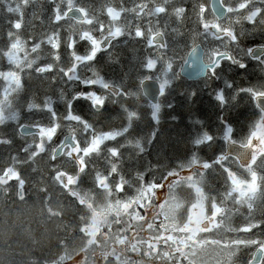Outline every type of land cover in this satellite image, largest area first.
I'll list each match as a JSON object with an SVG mask.
<instances>
[{"label":"trees","instance_id":"1","mask_svg":"<svg viewBox=\"0 0 264 264\" xmlns=\"http://www.w3.org/2000/svg\"><path fill=\"white\" fill-rule=\"evenodd\" d=\"M208 1L0 0V69L17 72L23 69V88L18 91L7 88L6 81L0 79V104L6 102L9 113L7 118L0 119V141H8L0 142V176L5 169L14 173L0 180V264H60L74 260L84 263L97 260L98 264H163L157 257L169 251L168 244L157 239L159 233L154 227L133 217L138 211L131 193L141 182L138 173L143 171L159 178L193 152L209 159L218 151L224 152L225 143L232 140L224 139L221 114L232 125L237 141L243 140L264 115L256 106L253 93L239 91L249 87L264 90V54L261 58L247 54L251 46L264 45V12L254 22L249 19L253 9L264 6L258 0H221L227 11L222 19H217ZM74 6L82 10L83 21L65 16L66 9ZM185 6L186 12L182 11ZM157 7L166 10L156 14ZM56 16L60 17L58 22L54 19ZM16 19L22 21L19 30L11 24ZM210 25L223 31L219 35L221 39L209 33ZM116 28L122 34L110 39L96 60L85 63L76 59V54L89 52L91 39L103 38ZM137 28L143 30L144 38L135 36ZM149 29L164 30L166 49L158 44L147 46ZM9 30L11 37L7 35ZM233 31L239 37L238 43L230 40ZM53 40L61 46L59 50L51 46ZM11 41L17 42L21 60L16 68L12 63H5L6 57L17 62L7 56ZM70 42L78 44L71 52L67 48ZM196 43L204 49L206 62L213 51H220L242 60L245 67L225 61L216 76L211 75L209 68L203 77L185 79L178 69ZM56 54L59 60L54 59ZM149 57L159 62L156 70L159 74L167 71L170 81L166 93L158 98L163 105L159 123L152 119L151 103L140 90V81L154 74L143 69L145 58ZM49 62L55 66L52 72L35 71L39 64ZM74 64L77 67L67 76L60 70ZM93 69L118 89L113 94L109 88L94 86L101 96H107L106 111L74 107L75 112L83 111L95 132L87 131L83 122L64 119L66 100L81 87L80 80L69 76L94 78ZM225 81H231L232 87ZM219 88L224 90L226 102L223 104L214 95ZM120 89L123 94H119ZM44 97L50 98L48 102L57 112L56 121L48 110L27 109L29 103L43 105ZM129 112L136 115L130 118ZM54 122L59 124L60 138L71 133L73 140L78 139L81 145L103 130L123 134L106 140L98 152L85 156L88 167L81 173L77 161L82 153L68 156L62 151L53 161L52 151L60 143L58 139H46L39 127L40 131L25 135L18 130L24 123L34 127L43 125L46 129ZM154 130L155 139L150 135ZM206 130L214 139L196 146L194 140ZM137 140L143 147L142 152L136 145ZM109 147H118L119 157L112 156ZM113 163L117 164V171L109 176L106 184L97 186L96 174H109ZM57 172L79 176V183L65 188ZM209 179L219 184V169L210 171ZM64 180L67 183L66 176ZM118 180L127 185L119 197L114 187ZM123 200L128 201L126 211L124 204L118 202ZM95 213L100 216L99 228L90 234L87 226ZM231 223L242 225L245 221L237 215ZM228 237L248 241L238 246L230 244L232 264H249L253 251L259 247L264 254V234L258 230L229 233ZM118 241L120 245L113 250Z\"/></svg>","mask_w":264,"mask_h":264},{"label":"snow or ice","instance_id":"2","mask_svg":"<svg viewBox=\"0 0 264 264\" xmlns=\"http://www.w3.org/2000/svg\"><path fill=\"white\" fill-rule=\"evenodd\" d=\"M259 4L264 6V0H259ZM245 7V5H241ZM164 7H157L156 14L164 12ZM185 6L182 11H187ZM54 12L57 9H53ZM111 11V10H109ZM264 12V7H256L252 15L249 17L251 22L255 21V17ZM55 21L58 22L60 17L56 16ZM13 28L19 30L22 27V21L16 19L11 21ZM203 27V26H202ZM104 26H100L103 31ZM175 31V29H173ZM122 34L120 28H116L114 32L109 33L113 38ZM11 37V30L7 33ZM137 38H144L142 29L137 28L135 31ZM164 36V30L158 29L152 31L149 29V36L146 41L148 47L159 45L160 48L166 49L168 41L160 39ZM159 38V39H157ZM219 40V35L214 36ZM18 39V38H17ZM230 40L237 42L239 37L235 32H231ZM90 50L87 54L78 53L76 59L81 62H90L96 60L98 54L103 49V41L91 39ZM53 49L59 50L61 47L55 41H51ZM11 48H17V42H10ZM78 44L70 42L67 45L69 51H73ZM23 49L21 48V51ZM7 51V50H5ZM251 50L249 49V52ZM54 59L59 60V55H54ZM225 61L237 64L240 68L245 67L242 60L234 59L230 54L225 55L220 51H213L209 60V67L212 76H216L219 69ZM5 63H12L14 68L19 67V62H14L6 57ZM31 67V63L28 65ZM54 64L44 63L35 67L38 74L50 73L54 70ZM77 65H72L71 68H61L60 70L67 76L68 73L74 70ZM159 67V62L155 58H145L143 69L145 72H155ZM15 70L0 69V79L8 81V87L12 91H18L23 88V76ZM94 78L82 79L79 75L75 77L69 76V79L80 80L81 87L78 88L70 99L66 100L65 120H75L83 122L86 125V130L95 132V129L84 118L83 109L89 108L95 111L107 110V96H101L95 88V85L108 89L110 84L93 69ZM218 78V77H217ZM55 79V77H53ZM170 81L164 79L160 84L159 95L162 97L167 90ZM228 87H232L231 81H225ZM13 84L15 87H13ZM239 91H248L255 96H264V90L257 91L251 87L247 89H239ZM123 94V89L120 93ZM11 95V92L8 93ZM194 95V92L191 93ZM215 98L223 104L225 101L224 90L219 88L215 92ZM44 103L33 104L29 103L27 109H45L51 113L53 121L57 120V112L54 106L49 103V97H44ZM235 99V97H233ZM76 105H80L81 111H73ZM163 105L159 101L150 105L151 117L159 123L160 113ZM171 107V105H168ZM264 111V110H262ZM129 117H134L136 113L129 112ZM175 119L176 117H172ZM222 123L225 124L224 139H231L234 143H240L241 147L247 150V155L242 159V155L232 154V160H229V154L225 152H216L212 158H201L197 152L191 153L184 161L178 162L175 166L168 168L159 178L154 175L146 174L141 171L138 173L140 184L133 189L131 193L132 201L136 204L140 220L145 221L148 227H154L159 233L157 239L164 240L169 251H165L162 257L163 264H232L234 258L231 254V245H239L248 243L241 239L228 237L229 233H244L259 231L264 234V115L253 124L247 131L243 140L237 141L233 135L234 129L230 123L223 119V115L219 117ZM39 128H44L43 125H35ZM23 127V125H21ZM59 124L54 122L47 127V135L49 140L56 138L60 143L63 139L58 136ZM124 131H127L125 128ZM121 132L111 130H103L95 135H92L88 143L81 145L78 139L75 140V147H70L69 155L73 152L83 153L78 157L79 171L82 173L88 167L85 162V156L90 155L93 151H99L100 145L106 140H114L116 136L122 135ZM155 139V130L150 134ZM75 139V137H74ZM213 136L209 131H204L203 134L194 140L196 146H202L211 142ZM8 142V141H0ZM137 147L143 151L140 141H136ZM112 156L119 157L118 147H109ZM36 153L34 152L33 155ZM51 160L55 161L56 156L53 153ZM234 161V165H233ZM219 169L220 183L216 184L209 179V172H216ZM7 171V169H5ZM117 171V164L111 165V172L107 175L96 174L95 180L97 186L106 184L109 176ZM18 175V174H17ZM60 178L61 185L68 188L70 185L79 183V176H72L66 173H56ZM66 176L67 183H64ZM23 181H21V184ZM117 196H121L126 190L127 185L123 182L115 184ZM72 195L75 197L76 193ZM20 198H23L22 196ZM82 203V201H80ZM128 206V201H118ZM241 216L245 223L235 225L231 223L233 217ZM84 226H81L83 231ZM264 247V245H262ZM262 264H264V254L261 256Z\"/></svg>","mask_w":264,"mask_h":264},{"label":"water","instance_id":"3","mask_svg":"<svg viewBox=\"0 0 264 264\" xmlns=\"http://www.w3.org/2000/svg\"><path fill=\"white\" fill-rule=\"evenodd\" d=\"M209 6L211 9L212 14H214L215 17L218 19L223 18L226 14V7L221 2V0H209ZM65 16L72 18L73 20L77 21H83L84 20V14L82 10H80L78 7H70L66 9ZM209 30L213 33L214 36L220 35L222 32L215 28L214 26H210ZM112 35H107L104 38H102L103 41V47L107 46L109 43V40L112 39ZM159 39V38H157ZM160 39H164L163 37H160ZM250 52L248 50V56L251 57H260L261 54L264 52V45H254L250 47ZM207 68L209 67V62H205L203 58V48H201V45L199 43H196L195 46L191 47V49L187 52L185 56V61L180 66V75L184 77L185 79L190 80H196L199 77H203L206 72ZM140 90L141 93L144 94V96L147 98V100L152 104L154 102H157L159 97V91H160V84L155 78H143L140 81ZM109 91H112L113 94H116L118 92V89L115 85H110ZM255 103L257 107L260 110H264V96H254ZM19 132L22 134H30L35 133L39 130L38 127H34L28 123H24L23 127L19 126ZM63 143H59L57 147L53 149V153L57 157L61 153V149L66 146L70 145L71 147H75V142L72 140V136L70 133L65 135L63 138ZM225 150L224 152L226 154H229V156L232 157V154L242 155V159L245 158L247 155V150L241 147L240 143H234L227 142L225 144ZM252 257L248 261L249 264H259V261L261 259V256L263 254L262 249L259 247L253 251Z\"/></svg>","mask_w":264,"mask_h":264},{"label":"rangeland","instance_id":"4","mask_svg":"<svg viewBox=\"0 0 264 264\" xmlns=\"http://www.w3.org/2000/svg\"><path fill=\"white\" fill-rule=\"evenodd\" d=\"M259 1V0H258ZM242 4H240V6H241ZM254 10V9H253ZM251 13H253V11L251 12ZM110 14H114V12H110ZM252 15V14H251ZM109 35V34H108ZM100 39H102V38H100ZM100 39H97V40H100ZM17 52H18V47L17 48H9V50L7 51V56H9L10 58H12V59H14L15 61H17V62H21V60L19 59L20 57L18 56V54H17ZM168 76H167V71H163V72H161L160 74L157 72V71H155L154 72V74H153V76L152 77H149V78H155L158 82H159V84H161V82L164 80V79H167L168 80V78H167ZM8 81H6V86H7V88H10V87H8ZM13 87H15V85L13 84ZM6 88V89H7ZM3 97H5V94L3 95ZM1 106H0V119L2 120L3 118H7L8 117V115H9V113L7 112V103L6 102H2V104H0ZM263 114H264V112H263ZM47 128L45 129V128H41V131H42V135L46 138V139H48V135H47ZM70 147H66V148H64V150H63V152L66 154V155H68L69 156V152H70ZM82 153V152H81ZM73 154H75V155H77V154H79V153H75V152H73L72 154H71V156L73 155ZM83 154V153H82ZM14 175V173H12L11 171H6L4 174H2L1 176H0V180L1 181H4L6 178H9L10 176H13ZM64 182H65V180H64ZM126 209H127V207H125L124 206V210L126 211ZM136 210V209H135ZM133 217L135 218V219H138V218H140V215L138 214V212H134L133 213ZM99 218H100V216L98 215V214H94V218L92 219V221H91V223L90 224H88V226H87V229H88V232H90V234H93V233H95L97 230H98V226H99ZM117 245H120L119 244V241L117 242V244L113 247V250H116V248H117ZM54 264H57V263H54ZM60 264H98V261L96 260V261H94V262H90V263H84L82 260H74V262H70V263H60Z\"/></svg>","mask_w":264,"mask_h":264},{"label":"flooded vegetation","instance_id":"5","mask_svg":"<svg viewBox=\"0 0 264 264\" xmlns=\"http://www.w3.org/2000/svg\"><path fill=\"white\" fill-rule=\"evenodd\" d=\"M261 248V247H260Z\"/></svg>","mask_w":264,"mask_h":264}]
</instances>
